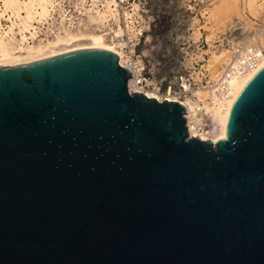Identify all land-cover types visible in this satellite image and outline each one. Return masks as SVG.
<instances>
[{"label":"water","instance_id":"95a60500","mask_svg":"<svg viewBox=\"0 0 264 264\" xmlns=\"http://www.w3.org/2000/svg\"><path fill=\"white\" fill-rule=\"evenodd\" d=\"M87 50L0 68V264H264V67L227 139Z\"/></svg>","mask_w":264,"mask_h":264},{"label":"bare ground","instance_id":"6f19581e","mask_svg":"<svg viewBox=\"0 0 264 264\" xmlns=\"http://www.w3.org/2000/svg\"><path fill=\"white\" fill-rule=\"evenodd\" d=\"M55 2V0H0V18H6L5 20L9 22V25L3 28L0 20V68L27 66L87 50L109 52L117 56L121 66L128 67L132 59L123 51L125 45L123 37L137 38L142 35L144 29L142 21H138L132 14L125 13L126 7L117 9L116 0H90V4L87 0H76L79 26L73 30L66 29L64 21L71 19L61 18L60 28L64 35L55 34L52 41L44 39L46 42L43 43V39L39 40L35 25L46 23ZM201 15L204 19L202 24L197 20L194 24L195 18L189 19L187 26L191 31L193 23L194 30L185 35L183 40L192 47L185 52L183 68L187 70L193 86H185L184 91L182 89L178 91L179 86L176 85L166 92H161L156 81H150L149 88L137 85L138 75L144 68L138 58L132 60L137 77L128 80V89L159 102L182 104L186 109L189 135L202 141L210 140L215 144L227 139V125L236 100L252 77L264 67V22L260 30L245 32L243 29L252 22L247 21L241 14L239 0H211L209 7L205 8ZM81 17H86L87 21ZM71 24L74 23L71 22L69 25ZM92 24L96 25L98 30L103 29L100 37L99 35L91 37L93 34H89L87 29ZM114 25L119 32L123 28V34L119 36L117 32L114 33L111 30ZM201 31L206 33L209 43L207 51L199 46ZM233 35L237 38H232ZM37 38H39L37 44L30 42L37 41ZM85 39L92 40L89 46L81 43L68 48L73 43H80ZM238 39L240 41H237ZM215 40L217 41L212 47ZM60 47L61 50H56ZM212 48L215 53L212 52ZM141 54L150 55L146 49ZM208 54L211 56L205 63L204 59ZM201 63H205L204 66H199Z\"/></svg>","mask_w":264,"mask_h":264},{"label":"rangeland","instance_id":"374dc122","mask_svg":"<svg viewBox=\"0 0 264 264\" xmlns=\"http://www.w3.org/2000/svg\"><path fill=\"white\" fill-rule=\"evenodd\" d=\"M55 1H56L55 7H54L53 11L50 13V17L48 18L46 23L44 22L45 24H39V25L36 24L35 25V27L37 26L36 32L38 33L37 35L39 36L40 39L37 38V41H30L29 40L30 42H34V43L36 42L35 44H37L38 39L39 40L43 39L42 41H43V43H45L47 41L46 39L52 41L55 38L53 36L55 34L64 35L63 31H61V28H60L61 18L71 19V21H64V24H65L64 27L65 28L67 27L66 29L73 30V29L77 28V26H79L78 25L79 22L77 20L79 15L76 14L75 15L76 17H74L73 15L68 14L67 10H68V7H70V4H71L70 1H68V0H64V1L63 0H55ZM151 1H155V3L157 5L153 4L154 5L152 8L153 14H149V16H153V18L157 22H158L157 17H160L161 20L163 19L162 22H164V28L160 29V28H156L155 26H150L149 29L144 28L145 32L143 35V40L145 39L146 36L150 37V35H151L153 38V41H155L156 39L161 41V46L163 48H161L158 52V54H159V56H158L159 61L158 62H160L162 60L161 56L167 55V53H166L167 51H171L170 54L175 55V57L177 58V54H179L180 49L183 48L184 46H181L180 44L177 46L175 33L178 32L180 34L181 33V32H179L180 30H184V31L186 30L187 31L190 29L187 28L186 26L181 28L179 20L176 17V15L181 14V12H180V10H181L182 14L184 15L183 20L186 21L188 19L186 16L189 15L190 12L192 11V13L194 15L191 18H195V20H193L194 21L193 23L195 24V22L197 20L202 24L204 22V19L201 15V12L205 8L209 7L211 0H183L182 2H177V0H174V1H172L171 9H169L170 12L166 11L168 14L161 11L162 9L163 10L165 9V5H166V2H168V0H151ZM239 1H240V5H241V14L244 16V18L246 17L245 19H247V21L252 22L249 26H247L243 30H245V32L246 31L250 32V31L260 30V26H262V24L264 22V0H239ZM126 8H127L126 9L127 11L125 10L124 11L125 13L127 12L129 14H132V16H135L138 21H142V22L144 21L143 17L140 15V6L137 3H132L129 6V8L128 7H126ZM134 9H136V10H134ZM130 10H133V12H130ZM81 18L86 20V17H81ZM5 19L6 18H0L3 28H6L7 25H9V22ZM86 21H84V22H86ZM71 22H73L74 24L69 25ZM193 23H192L191 33L194 30ZM92 25H90L87 29L89 34H93V35H91V37H93V36L97 37V35H99L98 37H100V34H101L103 29L98 30L96 25H95L96 27L94 25L93 26ZM69 26H71L70 27L71 29L68 28ZM41 27H44V28L42 29ZM112 28L113 29H111V30L114 33L117 32V35H119V36L121 33L123 34V32H124L123 28L120 32L117 31V28L115 25L112 26ZM59 30H60V32H59ZM143 30H142V33H143ZM201 32H202V36L200 37V41H202L201 47H203V50H206V49L208 50L209 49L208 48L209 43L207 42V39H206V33L204 31H201ZM17 38H19V36H17ZM232 38H237V37L235 35H233ZM89 40H91V39H85V41L84 40L80 41V43L75 42L71 46H69L68 48H73L76 45H81V43H82V45L89 46L90 43L92 42V40L91 41H89ZM216 41L217 40L212 42V47ZM237 41H240V40L238 39ZM237 41H234V42H237ZM61 47L64 48V46H61ZM61 47L59 49H56V50H61L62 49ZM212 52L215 53V50H213V48H212ZM210 56L211 55L208 54V57L204 59L205 63H207L206 61H208L210 59ZM175 57L172 59H175ZM178 59H179V61H182L180 58H178ZM174 63H178V65H180L177 59H176V61H174ZM205 63H203V64L201 63L199 66H201V65L204 66ZM149 72H150V74L152 73L150 70H149Z\"/></svg>","mask_w":264,"mask_h":264},{"label":"built area","instance_id":"2783aa9c","mask_svg":"<svg viewBox=\"0 0 264 264\" xmlns=\"http://www.w3.org/2000/svg\"><path fill=\"white\" fill-rule=\"evenodd\" d=\"M68 1H70V3H71L70 7H68V10H67L68 14L76 17L75 15L78 14L77 13V6L78 5H75L76 0H68ZM87 1H89V4H90V0H87ZM172 1H174V0H168V2H166L165 9L164 10L162 9L161 11H163L165 13L170 12L169 9H171ZM182 1L183 0H177V2H182ZM116 2H117V9L122 8V6L129 8V6L132 3H137L140 6V15L143 17V20H144L143 23L145 25L144 26L145 29H149L150 26H155L156 28H160V29L164 28V22H162L163 19L161 20L160 17H157V19H158V22H157V21H155L153 16H149V14H153V12H152L153 6L157 5L155 3V1H151V0H125L124 2H122L120 0H116ZM180 12H181V14H179V15L177 14L176 17L179 20L181 28L184 26L189 28L187 26V22L189 21V19L191 17H193L194 14L191 11L190 14L186 16L188 19L186 21H184L183 20L184 15L182 14L181 10H180ZM145 29L143 30L142 35H139L137 38H128L127 36L123 37V39H124L123 42L125 43V45L123 46V51L125 53H127L128 55H130L131 59L134 61L139 58L140 61L144 65V68L141 70V72L138 75L139 79H138V82L136 84L141 86V87L149 88L150 85H148V83L150 81H156L158 84L159 90L161 92H166L170 88H174V86H176V85L179 86L178 91H180L181 89L184 91L185 86H187V87L193 86V83L191 82V79L189 77V74L187 73V70H184V68H183V61H184L185 52H188V50L192 49L190 43H186L183 40H184V36L188 35V33L191 31L190 30H187V31L186 30L185 31L180 30L179 31V32H181L180 34L178 32L175 33L177 46L179 44L181 46H184L183 48L180 49L179 54H177V58L175 57V55L170 54L171 51H167L166 52L167 55L161 56L162 60L160 62H158L159 61L158 60V56H159L158 52L161 48H163L161 46V41H159L158 39L153 41V38L151 35H150V37L146 36L145 39L143 40V35L145 32ZM148 37H149V39H148ZM201 42H200L199 46H200V48L203 49V47H201V44H202ZM145 49L148 50V52L150 53L149 56H143L141 54L142 51ZM174 57H175V59H172ZM178 58H180L182 61H179ZM176 59L178 60L180 65H178V63H174V61H176ZM132 60L128 63V67L121 66L119 61H118V65L121 68H124V69L129 71L130 78L137 77V76H135V73H134V70H136V67H135L134 61H132ZM196 67H198V66H196ZM149 70L152 72L151 73L152 75L150 74ZM131 93H133V92H131ZM180 105H182V104H180ZM185 113H186V109H185ZM184 118H185V125H186V129H187V133H188V127H187V121H186L185 114H184ZM188 135H189V133H188ZM190 137H194V136H190ZM195 138H197V137H195Z\"/></svg>","mask_w":264,"mask_h":264}]
</instances>
